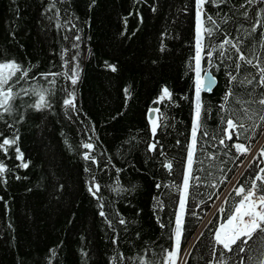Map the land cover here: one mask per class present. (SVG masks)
Segmentation results:
<instances>
[{"label": "trees", "instance_id": "trees-1", "mask_svg": "<svg viewBox=\"0 0 264 264\" xmlns=\"http://www.w3.org/2000/svg\"><path fill=\"white\" fill-rule=\"evenodd\" d=\"M204 8L219 25L218 31L206 25L216 32L206 42L216 43L228 32L234 42L243 41L249 58L264 61V26L251 31L256 21L264 22V2L226 0L219 8L211 3ZM195 54V0H0V62L14 60L30 69L29 77L14 86L20 95L12 111L0 109V143L16 140L0 148L5 167L0 174V264H137L134 258L140 256L162 264L165 249L174 248L178 188L192 142ZM213 60L216 67L201 61L217 83L200 96L192 165L200 180L189 182L179 250L194 240L182 264H221L223 249L215 245L214 233L223 214L212 207L216 202L234 205L240 199L235 189L250 185L264 168V121L259 119L264 112L258 105L250 106L256 112L250 120L241 112L247 130H240V139L234 135L228 147L219 144L227 72L237 76L230 107L239 109L235 99H248L252 87L240 82L251 79L256 69L244 65L237 73L228 67L231 61L221 64L215 54ZM77 65L74 85L61 75L52 86L40 75L69 72ZM41 88L50 89L51 107L37 111L31 89ZM163 88L170 98L154 103ZM69 92L75 108L63 103ZM150 109H159L155 137ZM84 143L94 145L90 155L95 162L84 159L89 152ZM151 143L157 144L154 151L148 149ZM233 143L249 151L239 154ZM167 163L171 169L164 167ZM93 184L99 185L95 196L88 191ZM258 235L250 241L253 248ZM241 255L224 252L223 260L240 264Z\"/></svg>", "mask_w": 264, "mask_h": 264}, {"label": "snow or ice", "instance_id": "snow-or-ice-1", "mask_svg": "<svg viewBox=\"0 0 264 264\" xmlns=\"http://www.w3.org/2000/svg\"><path fill=\"white\" fill-rule=\"evenodd\" d=\"M226 0H195L196 4V54L194 56L195 66V107H194V116L192 120V142L188 146L187 150V165L183 172V184L181 188H178L180 192L178 209L175 213V247L171 250L165 249L166 256L162 261V264H177V256L179 251L180 239L182 236V226H183V217L182 212L186 207V197L188 194V189L190 187V180L199 181L200 177L195 176L193 165V157L196 145L198 143L197 132L201 126V102L200 96L202 91H211L212 87L215 85V78L211 77L206 68L202 69L201 61L206 60L207 64L216 67L213 56L214 54L219 58L221 64L224 61H231V64L228 66L231 68L234 66L235 71L238 73L242 70L244 65L251 66L256 69V74L252 75L251 79L245 78L244 81L240 83L251 85L252 87L246 91L248 99H235V103L240 105V108L230 107L233 99L236 97V92L233 89L237 81V76L232 73V71L227 72L228 75V87L226 88L225 94L222 98V103L220 104L221 123L225 125L221 131L222 135L219 139V144L225 147H228L226 141L233 140L235 135L236 140H239L243 134L240 130L246 131L245 124L243 123V117L247 119H252L256 115L255 110L250 106L256 104L259 106V111L264 112V91L257 92L256 89H264V61L261 60L259 56L253 55L251 58L245 54L244 49L242 48L243 41L234 40L231 38L230 33L225 32L221 39H218L216 43L206 42V37L209 40L216 35V32L213 28H209L206 25L211 23L215 26L216 31L219 30V25L213 19L211 15H208L205 12L204 6L211 3L214 7L219 8L221 4H224ZM247 4H252L253 0H245ZM264 2V0H261ZM54 6V5H53ZM240 7H244V4H241ZM247 17V13L244 14ZM227 23V20L224 21ZM60 25H57L59 27ZM264 26V22L256 21L255 25L252 27L251 31L253 33L257 32L259 27ZM264 36V34H261ZM79 39V37H76ZM261 47L264 48V40L261 41ZM234 49V51H232ZM75 60V56L72 57ZM68 62H65L67 66ZM112 71H115V66L109 65ZM30 69L24 68L14 60L0 62V109L4 113H9L12 111L13 102L17 99L20 93L14 91L15 84L19 83L20 80L27 79L29 77ZM19 74V75H17ZM47 82L54 86L56 83V77L63 75L66 79L71 80V83L74 85L79 78L78 65L72 67L69 72L64 73H41ZM51 76L52 79L48 80V77ZM15 77V80L13 79ZM24 95H29V89L21 90ZM127 89L125 92L127 93ZM31 94L37 97L36 101L32 105L37 111L43 108H50L51 104L46 99V96L50 94V89L41 88L31 89ZM73 93H68V98L64 99V105L71 106L75 108ZM171 94L167 88L162 89L161 96L154 103H159L165 98H170ZM151 113H158L159 109H150ZM243 112V117L241 116ZM261 121H264V115L259 117ZM150 123L152 125L151 131L153 137L157 132V128L160 126L157 119H152L150 117ZM207 135V133H204ZM16 144L15 139H3L0 143V148H5V146H11ZM83 148L88 149L89 152L83 153L85 160H92L95 162L94 157L90 155V151L93 149L94 145L92 143H84ZM157 147L156 143H151L148 145L149 151H154ZM232 148L236 150L239 154H246L249 149L245 147L242 143H233ZM18 153L17 159L22 160L23 156L19 151V148H16ZM261 155H264V150L261 151ZM209 158H212L211 156ZM29 165L23 163L22 167L27 168ZM164 167L171 169L172 164L167 163ZM87 170V169H86ZM5 172V167L3 164H0V174ZM215 186V185H213ZM161 187V185H157ZM95 189V191H94ZM88 191L94 196L96 192L99 191V185L93 184L89 187ZM235 195L240 197L238 202L232 205L229 208L224 206H218V211L223 214V220L219 226L215 229L214 233V243L222 247L223 251L220 252L221 264H226V261L223 260L224 252L236 253V254H245L240 256V264H264V168H260L258 173L254 175V178L251 179L250 185H240L235 189ZM219 198V197H217ZM228 198H224V203L227 204ZM101 207H103L101 205ZM101 216H104V212H100ZM124 223L123 220L120 221ZM256 236V241H258L257 246L253 248L250 245V241H253L254 236ZM115 242V241H114ZM217 252L216 247H213V255L215 256ZM249 253H252L249 255ZM123 255L121 260H123ZM137 261V264H152V261L147 259L145 256H140L134 258Z\"/></svg>", "mask_w": 264, "mask_h": 264}, {"label": "rangeland", "instance_id": "rangeland-1", "mask_svg": "<svg viewBox=\"0 0 264 264\" xmlns=\"http://www.w3.org/2000/svg\"><path fill=\"white\" fill-rule=\"evenodd\" d=\"M218 204H219V202L214 203V205L212 207L213 211L218 207ZM193 240H194V238H192V240L188 243V245H186V247H184L183 249L178 251L177 264H182L183 263L184 256H186V254L188 252V249H189V246H190V244L192 243ZM174 247H175V241H174Z\"/></svg>", "mask_w": 264, "mask_h": 264}, {"label": "water", "instance_id": "water-1", "mask_svg": "<svg viewBox=\"0 0 264 264\" xmlns=\"http://www.w3.org/2000/svg\"><path fill=\"white\" fill-rule=\"evenodd\" d=\"M207 71L209 72V74H210L211 77L215 78V77L211 74V72H210L209 69H207ZM215 80H216V79H215ZM216 83H217V81H216ZM216 83H215V85L212 87V90H213V88L216 86ZM212 90H211V91H212ZM211 91H202V92L210 93ZM150 117H151L152 119H155V113H151V112L149 111V112H148V118H149V120H150Z\"/></svg>", "mask_w": 264, "mask_h": 264}]
</instances>
